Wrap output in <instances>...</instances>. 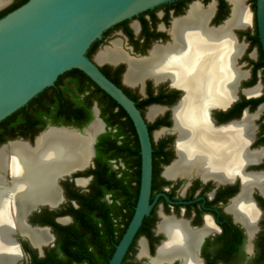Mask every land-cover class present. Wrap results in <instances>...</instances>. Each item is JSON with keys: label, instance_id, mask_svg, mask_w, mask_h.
I'll return each instance as SVG.
<instances>
[{"label": "flooded vegetation", "instance_id": "flooded-vegetation-1", "mask_svg": "<svg viewBox=\"0 0 264 264\" xmlns=\"http://www.w3.org/2000/svg\"><path fill=\"white\" fill-rule=\"evenodd\" d=\"M26 1L0 0V16ZM211 3L213 9L205 26L209 30L213 25L220 28L231 15L230 0H174L106 29L93 42L97 48L91 58L99 50L112 48L115 42L119 43L125 55L138 60L147 58L153 50L165 47L178 49L175 23L188 16L192 5L205 9ZM245 5L252 12L249 23L245 27L235 26L240 28H234V37L233 27L228 30L234 45L232 77L227 83L231 95L224 101L207 103L201 113L208 126L216 130L229 125L236 127L245 113L250 115L247 139L242 147L248 153L260 150L263 153L253 160L257 161L256 164L248 165L242 172L264 175V110L257 119L252 117L260 104L255 106L253 99L264 94V66H255L260 56L254 39L255 14L252 1L246 0ZM99 67L110 78L117 79L126 94L135 101L146 119L152 144L149 199L152 206L120 264H264V182L262 186H250L245 193L253 209L250 215L237 206L244 186L238 172L220 177L204 173L205 169L200 164L176 165L180 155L175 111L186 95V87L173 75L172 69L158 78L149 74L137 77V80L149 77L141 88L140 84L135 85L136 81H125L126 62L103 61ZM255 86H259L260 95L257 97L246 92ZM215 104L218 107L212 108ZM151 107L157 111L148 117ZM91 113L93 116V107ZM47 125L64 124H52L48 120L42 130ZM73 127L82 129L85 126ZM127 127L123 126L118 135L114 129L108 134L110 128L105 123V131L96 137L90 165L84 171L61 180V196L56 189L58 196L55 200L39 201L44 204L30 211L25 219L16 218L10 204L11 227L15 228L10 236L16 239L22 255L15 264H109L134 215L140 191V147H134V134L128 123ZM31 136V133L8 136L0 145L15 138L32 141ZM100 136H103L102 141L116 137L117 145L127 144L122 148L104 147L101 158L97 155L96 146ZM174 231L187 243L178 242L177 236L169 242Z\"/></svg>", "mask_w": 264, "mask_h": 264}, {"label": "bare ground", "instance_id": "bare-ground-1", "mask_svg": "<svg viewBox=\"0 0 264 264\" xmlns=\"http://www.w3.org/2000/svg\"><path fill=\"white\" fill-rule=\"evenodd\" d=\"M230 2V17L220 28L214 30L205 26L213 3L205 9L192 5L188 16L175 23L174 35L179 40L178 49L165 47L153 50L147 58L138 60L125 55L119 43L113 42L112 48L100 50L95 59L99 63L118 60L126 62L124 79L128 83H135L137 77L145 74L158 78L172 69L173 75L186 87V95L175 111V127L179 130L177 147L180 155L176 165L200 164L205 169L204 173L220 177L238 172L244 186L237 206L251 215L253 209L245 193L252 185L262 186L264 175L242 172L244 164L253 162L263 153L261 150L248 153L242 147L247 139L250 115L244 116L236 127L229 125L225 129L216 130L208 126L201 113L207 103L224 101L231 95V88L227 83H230L232 77L231 57L234 45L228 30L235 26H245L249 23L251 14L245 5L246 0ZM238 76H241V72ZM246 92L258 95L259 86ZM262 110L264 105L252 117L257 118ZM156 111L155 107H151L147 116L151 117ZM100 129L98 122L91 127L92 133ZM89 135L80 137L69 130L50 129L37 138L34 148L22 142H13L10 144L11 150H0V170H5L6 163L9 164L11 158L13 175L11 185L5 188L1 186L0 176V264H8L15 256L14 245L9 238L11 222L5 210V195L13 200L16 218L21 217L24 207L28 204L55 200L58 196L55 186L56 174L75 165L82 166L88 161ZM175 233L174 231L169 242L177 236L178 242L187 243V240Z\"/></svg>", "mask_w": 264, "mask_h": 264}, {"label": "water", "instance_id": "water-1", "mask_svg": "<svg viewBox=\"0 0 264 264\" xmlns=\"http://www.w3.org/2000/svg\"><path fill=\"white\" fill-rule=\"evenodd\" d=\"M171 1L174 0H27L0 17V121L25 106L45 88L53 86L59 75L71 69H78L115 100L133 123L141 155L140 191L134 215L116 246L109 264L121 263L142 219L148 215L152 206L149 202L152 179V144L146 119L135 101L101 71L100 63L95 59L100 50L96 52L93 59L87 56V51L91 44L112 25ZM249 12L252 16L250 9ZM255 22L264 56V0H255ZM218 27L213 25L211 29ZM234 28L240 27L231 28L233 37L235 36ZM147 78L149 77H141L135 85L140 84L142 88ZM259 95L260 93L254 96ZM262 105L264 102H261L253 113H256ZM217 107L218 104L212 106V108ZM210 110L206 115L209 116ZM99 113L100 110L94 103V119L88 126L78 129L68 125H47L34 136L32 141L24 138L11 139L1 144L0 150L3 148L11 150L10 144L13 142H22L34 148L37 138L50 129L69 130L80 137L90 134L88 161L82 166L75 165L67 168L55 176V186L61 196L60 181L84 171L91 163L96 137L105 131V123ZM246 115L245 113L244 116ZM95 122L100 123L101 129L92 133L91 127ZM262 149L264 150V146ZM9 160L5 170H0L3 188L11 185L13 179L11 158ZM256 163L257 161L247 162L242 170ZM79 178L76 177V179ZM5 201V210L12 222L10 204L13 205V200L5 195ZM42 204L44 202L26 206L21 214L22 219ZM13 232L15 228L12 225L9 238L14 245L15 258L9 264H15L22 258L16 239L10 236ZM39 249L42 252L41 247Z\"/></svg>", "mask_w": 264, "mask_h": 264}, {"label": "trees", "instance_id": "trees-1", "mask_svg": "<svg viewBox=\"0 0 264 264\" xmlns=\"http://www.w3.org/2000/svg\"><path fill=\"white\" fill-rule=\"evenodd\" d=\"M251 1L252 10L255 14V0ZM254 39L260 51L258 61L255 63L256 68H259L264 66V56L261 50L257 28H255ZM96 48L92 43L87 51L89 58H91ZM104 74L122 88L117 79L110 78L106 73ZM253 101L255 106L264 102V94L254 98ZM94 103L100 108V117L110 128L107 133L111 134V131L114 129L116 131L115 134L118 135L123 131V126L128 129V123L134 134V147L138 149L139 142L135 128L124 109L78 69H71L59 75L53 86L45 88L25 106L0 121V142H4L8 136L15 137L28 133H31V138H33V134L41 131L48 120L52 124L84 127L93 118L91 109ZM102 138L103 136H100L96 145L97 155L101 158L104 147L122 148L124 144H127V142H123L122 145H117L116 137L112 139L108 138L105 141H102Z\"/></svg>", "mask_w": 264, "mask_h": 264}, {"label": "rangeland", "instance_id": "rangeland-1", "mask_svg": "<svg viewBox=\"0 0 264 264\" xmlns=\"http://www.w3.org/2000/svg\"><path fill=\"white\" fill-rule=\"evenodd\" d=\"M250 1H251V0H247V2H250ZM248 4H249V3H248ZM262 113H264V111H263ZM261 115H262V114H261ZM261 115H260V116H261Z\"/></svg>", "mask_w": 264, "mask_h": 264}]
</instances>
